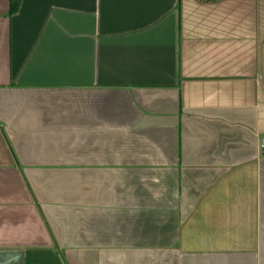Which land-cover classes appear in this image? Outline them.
<instances>
[{"label": "crops", "instance_id": "crops-1", "mask_svg": "<svg viewBox=\"0 0 264 264\" xmlns=\"http://www.w3.org/2000/svg\"><path fill=\"white\" fill-rule=\"evenodd\" d=\"M0 0V264H264V0Z\"/></svg>", "mask_w": 264, "mask_h": 264}, {"label": "trees", "instance_id": "trees-1", "mask_svg": "<svg viewBox=\"0 0 264 264\" xmlns=\"http://www.w3.org/2000/svg\"><path fill=\"white\" fill-rule=\"evenodd\" d=\"M199 1L211 2V1H215V0H199ZM20 4H21V0H11V6H10V15L11 16L18 12Z\"/></svg>", "mask_w": 264, "mask_h": 264}, {"label": "water", "instance_id": "water-1", "mask_svg": "<svg viewBox=\"0 0 264 264\" xmlns=\"http://www.w3.org/2000/svg\"><path fill=\"white\" fill-rule=\"evenodd\" d=\"M263 147H264V143H263Z\"/></svg>", "mask_w": 264, "mask_h": 264}]
</instances>
